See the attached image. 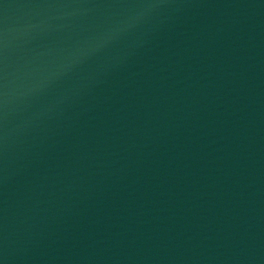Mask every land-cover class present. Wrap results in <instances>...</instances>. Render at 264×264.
Masks as SVG:
<instances>
[{"label":"water","instance_id":"water-1","mask_svg":"<svg viewBox=\"0 0 264 264\" xmlns=\"http://www.w3.org/2000/svg\"><path fill=\"white\" fill-rule=\"evenodd\" d=\"M0 264H264V0H0Z\"/></svg>","mask_w":264,"mask_h":264}]
</instances>
